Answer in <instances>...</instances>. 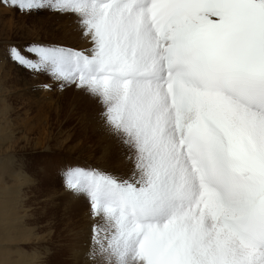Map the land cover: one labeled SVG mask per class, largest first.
Masks as SVG:
<instances>
[{"label": "snow or ice", "instance_id": "1", "mask_svg": "<svg viewBox=\"0 0 264 264\" xmlns=\"http://www.w3.org/2000/svg\"><path fill=\"white\" fill-rule=\"evenodd\" d=\"M0 3L70 16L88 42L5 58L95 100L123 148L124 174L60 170L89 208L91 264H264V0Z\"/></svg>", "mask_w": 264, "mask_h": 264}, {"label": "rangeland", "instance_id": "2", "mask_svg": "<svg viewBox=\"0 0 264 264\" xmlns=\"http://www.w3.org/2000/svg\"><path fill=\"white\" fill-rule=\"evenodd\" d=\"M32 41L89 46L70 16L46 10L22 13L0 3V81L12 79L0 82V98L6 101L0 112V177L8 186L13 179L19 182L8 197L29 237L7 246L0 240V247L9 255L20 250L23 264H91L85 255L89 208L65 190L60 170L91 165L124 174L128 165L121 144L104 128L95 100L75 89L46 90L43 85L51 84L46 75L33 77L5 58L9 45Z\"/></svg>", "mask_w": 264, "mask_h": 264}, {"label": "bare ground", "instance_id": "3", "mask_svg": "<svg viewBox=\"0 0 264 264\" xmlns=\"http://www.w3.org/2000/svg\"><path fill=\"white\" fill-rule=\"evenodd\" d=\"M9 77L10 76L4 77V78H2V80L5 79V78H9ZM2 80L0 82H2ZM9 80L12 81L11 77L9 78ZM8 82L10 83V81H8ZM2 88L0 87V89H2ZM2 93H3V91H2ZM2 98H4V97L1 96V98H0V112H2V110L4 109L3 110V113H4L5 108H6L4 103L6 101L3 103V99ZM3 113H0V116ZM13 174L16 175V171L15 170H13L9 174V176L11 178H14ZM15 179L18 180V181L20 180V178L19 179L15 178ZM18 183L19 182H16L13 179L12 180V186H8L1 180V177H0V240L3 241L4 231H5V228H7L8 232H9V234L11 236V239L9 240V242H13V244L14 243L19 244V242H22L24 240H29V237L27 236L28 231L25 228V226L20 224L21 221L20 222L16 221L17 217L19 215L18 216L16 215L17 210L12 207L13 204L10 203L12 201H10L11 199L9 200V197H8V195L10 193L14 192V190H15L14 186L18 185ZM9 220H11V222H7ZM14 232H16V234H14ZM20 237H21V239H20ZM17 239H19L20 241L19 242L14 241V240H17ZM8 244H10V243H8ZM23 257L24 256H23V254H22V252L20 250L11 252V255H9V254L6 253V250H5L4 247H0V264H23V262H22Z\"/></svg>", "mask_w": 264, "mask_h": 264}]
</instances>
